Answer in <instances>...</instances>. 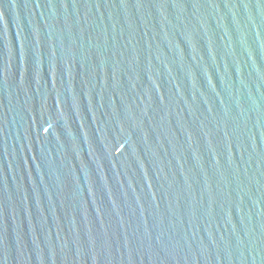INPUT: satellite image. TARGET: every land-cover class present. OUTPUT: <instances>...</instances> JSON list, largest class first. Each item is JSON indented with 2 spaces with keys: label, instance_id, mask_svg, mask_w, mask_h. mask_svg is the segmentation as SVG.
I'll list each match as a JSON object with an SVG mask.
<instances>
[{
  "label": "water",
  "instance_id": "1",
  "mask_svg": "<svg viewBox=\"0 0 264 264\" xmlns=\"http://www.w3.org/2000/svg\"><path fill=\"white\" fill-rule=\"evenodd\" d=\"M0 264H264V0H0Z\"/></svg>",
  "mask_w": 264,
  "mask_h": 264
}]
</instances>
